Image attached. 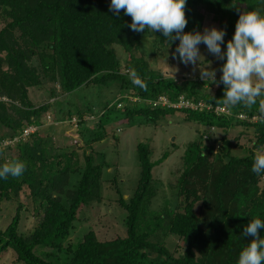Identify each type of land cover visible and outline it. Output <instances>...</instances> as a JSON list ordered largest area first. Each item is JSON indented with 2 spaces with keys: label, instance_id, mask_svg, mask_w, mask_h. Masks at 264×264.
Here are the masks:
<instances>
[{
  "label": "trees",
  "instance_id": "obj_1",
  "mask_svg": "<svg viewBox=\"0 0 264 264\" xmlns=\"http://www.w3.org/2000/svg\"><path fill=\"white\" fill-rule=\"evenodd\" d=\"M110 3L0 0V143L16 140L13 145L0 146V166L13 161L26 164L20 178L0 179V203L18 201L23 195L39 216L29 233L19 232L20 212L29 206L18 202L10 222L0 229V252L12 250L21 264H237L240 251L250 241L242 234L244 227L250 219H264V174L251 171L255 155L264 152L259 105L227 108L228 113L174 107L181 96L223 105L224 86L197 75L179 80L163 72L162 59L170 66L176 62L181 67L176 73L189 74L190 65L172 57L179 41L169 44L161 32L132 31V18L123 10L119 15L110 11ZM252 10L264 13V0H187L184 31L203 32L210 15L215 27L226 30L222 45L226 50L240 12ZM220 62L221 66L224 61ZM132 69L147 88L131 82ZM111 85L116 89L99 112L70 100L82 88L102 90ZM33 88L46 95L38 104L29 95ZM159 96L170 105L159 101ZM62 103H67L66 108ZM50 110L53 124L61 127L76 118L71 126L78 133L81 153L75 144L64 145L68 136L55 138L56 130L43 129ZM177 110L185 119L210 129L253 127L254 139L250 146L241 147L242 156L233 154L225 136L217 141L203 134L209 142L188 143L181 167L167 183L171 195L163 198L160 209L153 210L162 181L153 179L152 168L168 154L152 161L149 145L139 142V178L124 198L115 172L107 171L112 163L106 162L94 144L108 136L116 139L120 131L116 122L155 123ZM239 113L257 118L240 119ZM85 114L95 118L86 119ZM32 126L35 130L23 137L24 129ZM103 182L110 183L115 200L125 211V235L100 240L90 230L74 244L68 240L74 222L85 206L102 201ZM260 234L264 237V229ZM167 237L172 240L166 241Z\"/></svg>",
  "mask_w": 264,
  "mask_h": 264
},
{
  "label": "rangeland",
  "instance_id": "obj_2",
  "mask_svg": "<svg viewBox=\"0 0 264 264\" xmlns=\"http://www.w3.org/2000/svg\"><path fill=\"white\" fill-rule=\"evenodd\" d=\"M205 20L206 26L204 29L214 26L213 22L210 20V15H207ZM148 41L150 40L148 39ZM200 51L204 55L206 61L211 62V67L217 70V77H220V60H217L213 55L209 54L206 46L203 44L200 46ZM161 61L162 64H160V67H162V71H169L170 75H172V71H174L173 68H176L177 71L181 68L176 62L170 66L166 65L163 59ZM188 68L189 74L175 72V78L182 80L185 77L191 78L193 77L192 75H197L200 78L198 68H194L192 65ZM114 87L116 89V86L113 85L108 88H103L102 90L82 88L83 90H81L78 95L70 97V100L76 104H81L84 108L88 107L89 109L91 108L99 112L101 111L100 109L102 108L103 101L112 96ZM215 87L216 86L209 88V90L211 91ZM29 95L35 104L42 102L46 98L42 89H30ZM62 105L66 108L67 103H62ZM52 114H54L52 110L46 113L43 129L46 131L49 127H52L51 129L57 131L56 135L54 134L55 138L57 136H68L65 141L63 140L65 144L62 143L64 145L75 144L78 152L81 153L78 133L75 126H71V122H75L76 118H71V122L64 121L65 123L62 124V127L65 126V130L62 131L60 124H53L52 118L49 117ZM84 118L93 120L95 115L85 114ZM116 123H120V131L116 133V139L113 136H108L101 142L95 143L94 149L103 152L106 162L112 163L107 171L112 170V172H115L120 187L124 191V198H127L131 194V189L135 188L140 174L136 145L139 142H144L149 145L152 161H156L165 153L168 154L163 162L152 168L153 179L159 183L162 181L160 183L161 189L159 190L158 197L154 198L151 205V209L153 210L160 209L163 206V198L171 195L167 183L170 179H173V174L176 172L175 169L181 167V156L188 143L196 140H201L203 143L209 142L210 140L207 141L204 138L206 134L211 136V140L216 138L217 141H220V139L225 136L232 144L233 154L242 156L244 154V148L242 149L241 147L250 146V140L254 139L253 127L231 125L228 128L214 126L213 129H210V127L200 122L185 119V114L180 110L161 116L155 123L143 122V124L135 123L133 125H128L124 120ZM89 124H92V122ZM30 128L33 131L35 130L33 126ZM31 130L30 132H32ZM25 135L26 134L23 133V137ZM202 135L203 137H201ZM16 138L18 139V137ZM14 141H2L0 146L6 147L7 145H13ZM263 177L264 176H262V178ZM115 198L116 193L114 189L110 187V183L103 182L102 201L100 203L96 202V204L92 203L81 210L79 213L80 219L75 220L74 228L68 240L76 244V242L80 241L84 234L90 230L94 231L97 238L100 240H110L114 239L116 236H124V223L122 219H124L125 211L119 207ZM20 201L28 205L29 208L27 210H21L18 230L21 233H29L32 230L39 216L35 214V211H32L30 203L24 199L23 195L18 201L16 199L1 201L0 229H4L10 222L16 211L17 203ZM160 237L162 236L160 235ZM171 240L172 239L169 237L166 238V241ZM172 242L175 243L174 241ZM0 264H21V262H16L14 252L8 249L6 252H0Z\"/></svg>",
  "mask_w": 264,
  "mask_h": 264
},
{
  "label": "clouds",
  "instance_id": "obj_3",
  "mask_svg": "<svg viewBox=\"0 0 264 264\" xmlns=\"http://www.w3.org/2000/svg\"><path fill=\"white\" fill-rule=\"evenodd\" d=\"M187 0H111L109 10L119 15L121 10L130 16V29L138 33L161 32L170 44L179 41L173 59L185 66L199 69L200 79L211 81L224 91L221 103L229 109L243 106L252 109L257 104L261 122H264V13L260 10L241 11L235 25V32L222 49L226 30L213 26L203 32H185L188 20L185 14ZM206 46L209 54L224 61L220 66L221 75L211 67L200 51ZM167 55V53H166ZM175 79L176 68H173ZM255 78V79H254ZM129 79L140 88H147L146 82L135 69L129 71ZM159 96L158 100H160ZM165 98V97H164ZM166 103L168 100L165 98ZM207 103V102H206ZM168 105H170L168 103ZM26 171V164L13 161L0 166V179L20 178ZM251 171L259 176L264 174V152L255 155ZM264 219L253 218L243 229V236L250 238L240 253L237 264H264Z\"/></svg>",
  "mask_w": 264,
  "mask_h": 264
},
{
  "label": "built area",
  "instance_id": "obj_4",
  "mask_svg": "<svg viewBox=\"0 0 264 264\" xmlns=\"http://www.w3.org/2000/svg\"><path fill=\"white\" fill-rule=\"evenodd\" d=\"M160 100L162 103H166V100L164 97H160ZM174 107H177V108H187V109H202L203 107H206L208 109H213L215 111V113H228V109L227 107L225 106H221V105H211L209 103H204L203 101L201 100H198L197 102H194V101H191L189 99H186L184 98L183 96L180 97L179 101L172 104ZM240 119H245L247 116L243 113H239L237 115ZM257 117L256 116H251L250 118H246V119H250V120H253V119H256ZM31 130L30 127L24 129V134H27L29 133ZM33 131V130H31Z\"/></svg>",
  "mask_w": 264,
  "mask_h": 264
}]
</instances>
